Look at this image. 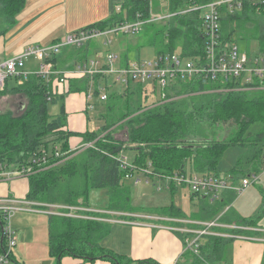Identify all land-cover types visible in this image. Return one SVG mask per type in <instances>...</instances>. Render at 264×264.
Returning <instances> with one entry per match:
<instances>
[{
	"label": "trees",
	"instance_id": "trees-1",
	"mask_svg": "<svg viewBox=\"0 0 264 264\" xmlns=\"http://www.w3.org/2000/svg\"><path fill=\"white\" fill-rule=\"evenodd\" d=\"M160 0H124L120 12L111 14L107 20L88 27L100 29L113 27L123 21L133 20L137 12L144 18L154 2ZM211 0H168L170 11H179L186 5L202 4ZM26 0H0V18L7 25L14 22ZM256 23L258 51L264 52V2L246 0L240 11L232 14L225 11L221 19L223 39L231 36L246 22ZM167 24V25H166ZM163 28L154 32L150 43L161 40L164 49L159 52L179 50L182 56L191 57L200 53L203 37L199 32L198 12L172 17ZM162 37L158 40L157 34ZM165 40V41H164ZM80 56V61L86 57ZM126 58V56H124ZM70 64L67 68H73ZM55 68H58L55 65ZM21 83L7 86L0 94H13L25 100L20 104V113L0 111V172L30 167L26 174L28 190L26 200L39 203L89 206V194L93 189H105L108 203L106 210L143 211L172 217L184 214L172 203L152 209L132 205L134 188L126 175L139 173L150 164L152 172L171 174L187 166L196 172L218 175V164L229 148H238L228 174L234 179L257 174L264 157V78L254 80L250 86L228 82L217 84L205 79L193 78L181 82L174 90L175 98L148 106L142 105L137 89L111 91L104 102L105 110L99 116L104 120L97 131L83 134L85 143L91 146L70 149L64 132L66 112L60 104L56 115L48 113V105L56 104L66 93L86 90L88 79L71 80L68 90L58 95L54 92L55 76L44 78L35 74L21 77ZM98 83V79L95 81ZM254 128L251 130V128ZM124 130V139L115 138L117 130ZM222 132L223 134H221ZM52 136L51 139L48 137ZM59 146V147H58ZM52 147V151L50 148ZM59 155H54V148ZM134 152V162L121 166L124 151ZM42 157L45 162H42ZM37 162H39L37 164ZM1 177V176H0ZM264 210V191L262 192ZM233 200L231 194L215 202L200 201L198 217L212 219L225 205ZM91 215L92 212H88ZM256 219L239 218L240 225L257 226ZM221 221H234L223 212ZM235 222V221H234ZM4 213L0 211V253L7 250L2 225ZM49 254L60 263L61 257L71 255L85 261L101 259L110 264H130L126 256L116 254L101 245L108 231L105 222L66 216L48 217ZM233 234L239 230H228ZM232 238L204 236L199 245V254H191L189 264L226 263L222 260L225 247ZM8 264H22L8 255ZM139 261V264H153Z\"/></svg>",
	"mask_w": 264,
	"mask_h": 264
},
{
	"label": "crops",
	"instance_id": "crops-1",
	"mask_svg": "<svg viewBox=\"0 0 264 264\" xmlns=\"http://www.w3.org/2000/svg\"><path fill=\"white\" fill-rule=\"evenodd\" d=\"M123 1L124 0H26L22 10L15 16L14 22L11 24L13 26L9 25L11 28L6 31L9 33L7 40L4 35L0 36V55L8 54L4 57L7 58L19 54L28 46H45L51 44V42H58L73 31L86 28L90 25L93 26V24L97 22L107 20V18L114 13V7L117 4H121ZM116 37L118 36H114L113 39H111L112 44L113 42H119V40H115L117 39ZM101 39L103 42V38ZM89 43L84 47H89ZM126 47L128 48L129 46L127 45ZM97 51H103V49H95L92 53L93 55L86 57H94ZM77 52L78 51L74 52L71 63L67 65H63V60L61 63L58 61V54L54 57L52 56L51 61L59 69H67V66L70 64L80 62L81 59L80 56L76 55ZM4 58L0 57V59ZM120 58L121 65L128 61L127 57ZM32 61L35 63L34 60ZM36 66L28 69H36ZM109 78L106 76L100 78L99 76L81 74L80 72H70L67 73V85L65 86L62 84L59 88V86L55 84V77L53 84L55 93L58 95L68 90V85L71 80L88 79V82H86L87 87L90 86L89 89L85 91L66 93L63 98L66 112V125L62 130L71 133L68 137L70 149L84 148L87 146L88 143H85L83 134L90 131L88 130L89 109L95 108V106H101L102 103L105 102L101 103L96 95L97 90L93 88V86L97 85L98 87L101 83L107 84L109 83ZM96 79H98V83L95 82ZM13 80L18 84L15 79ZM113 81L109 84L116 85ZM118 89L121 90V88L117 86V91ZM93 100L98 102L93 103ZM101 114L102 111L99 112L98 109L95 116L99 117ZM54 150V152H56L57 147H55ZM57 151L59 152V150ZM187 167L190 168V166ZM138 181L139 179L136 180V183ZM174 188L176 187L165 189L169 191ZM27 190L28 180L26 174L14 173V175L11 176L0 177V211L2 212L4 207L15 208L11 212V214H13L12 218H10L11 224L9 223L15 232V248L14 251L11 250V254L14 259L19 262H21L19 259L24 260L23 262L25 264H110L108 261H101V259L87 262L71 255H64L61 257L60 263H57L56 259L48 252L47 223L50 215L105 222L108 225V231L101 239V245L107 250L128 257L132 260L130 264H139V261H153V264H189V261L186 260L188 258V260H190L191 254L185 252V242L186 238H189V235L184 234L182 229L196 230L202 227L198 225L199 222L211 220L198 217L201 202L198 197L193 196L191 193L190 195L196 201L195 205L197 206V212L191 211L188 215L178 206H175L173 202H170L162 206H168L172 203L175 207L180 209L184 216L170 217L143 211L120 212L124 214V216L134 214V216H130V218H122L123 221H121L120 219L111 218L116 211L106 210V206L96 209L102 211H96L90 204L86 208L85 206H73L76 209L67 210L61 207L68 205H57L53 203L43 204L26 200ZM133 193V196L140 198L142 190L138 191V189L134 188ZM55 209H59L61 214L47 213V211L57 212ZM88 212H100L104 215L94 216ZM138 214L154 216L152 219H145L140 218ZM16 215H19L20 220H15ZM37 216L47 218L46 226H38L30 221L31 218ZM219 223L224 227L214 228L211 230L212 232L219 231L225 234L227 233L228 235H235V237H232V242L228 244L230 245V249L227 252V256L224 255V250L222 260L226 262L225 264L264 263V236H254L255 233H258L257 231L264 230V225L259 226L258 224L256 227H251L240 225V223L237 222H224L221 220ZM232 227H239L242 230H247V232L240 231L238 234H233L227 231L229 230L227 228Z\"/></svg>",
	"mask_w": 264,
	"mask_h": 264
},
{
	"label": "built area",
	"instance_id": "built-area-1",
	"mask_svg": "<svg viewBox=\"0 0 264 264\" xmlns=\"http://www.w3.org/2000/svg\"><path fill=\"white\" fill-rule=\"evenodd\" d=\"M246 0H211L202 4L186 5L179 11H170L166 15H156L150 8L149 16L143 17V14L137 12L135 18L129 21H123L121 24L114 25L109 28L86 27L71 32L58 42L45 46H28L19 54L0 59V91L4 90L9 79H15L18 84L22 78L29 74H35L44 78L54 75L56 77L55 84L67 85V73L80 72L96 77H112L113 82L119 88L121 85L125 90L135 89L131 83L141 84L143 93L147 97H153L151 106L156 103L166 102L174 99V90L181 82H187L195 79H205L217 84L234 82L244 86H250L254 80L264 78V52H256L251 55L246 51H242L239 46L230 39H223L221 35V19L225 11L232 14L235 10H240ZM264 2V0H262ZM162 6H168V0L159 1ZM121 6L117 4L114 7V13L120 12ZM190 12H198L200 18L199 32L203 37L200 45V53L193 54L191 57L182 56L180 51L159 52L153 59L126 61L121 65V58L117 53L111 51L112 40L114 36L135 35L142 30V26L147 23L155 22L162 19L170 20L176 15H182ZM103 38L102 45L107 47L106 51H97L92 58H85L74 64L73 68L59 69L55 68L51 58L60 53L62 47L74 46L81 47L90 41ZM117 38V37H116ZM27 60H34L37 64L36 69L30 70L26 67ZM111 84L102 83L100 86H93L97 90V97L101 102L108 99L110 91L108 87ZM149 87V90L146 89ZM90 87V86H89ZM87 87L86 90L89 89ZM124 90V91H125ZM141 90V89H140ZM122 91V88H121ZM55 92V90H54ZM88 143L87 146H91ZM59 152H54L58 156ZM42 162L45 158L42 157ZM39 162H37L38 164ZM126 160L121 158V166H126ZM147 168L140 169L139 173L149 179L162 180L157 189H165L170 187L182 186L188 188V191L195 197H202L211 202L220 200L226 191L241 194L245 191L252 181L257 179V174H250L237 181L231 175H213L208 173H198L186 167L184 170L175 171L171 174H160L152 172L150 164ZM1 167V164H0ZM30 167H22L20 171L11 170L0 172V176H11L15 174H27ZM264 170V159L261 165ZM133 175H126V179ZM57 208V207H56ZM67 210H74L75 207L62 206ZM15 208L4 207L5 224L2 225L3 236L6 238L7 250L0 253V264H8V255L15 246V232L9 224V218L12 210ZM57 210V209H55ZM57 212H49L52 214H61ZM70 214V213H69ZM222 214V213H221ZM221 214L212 218L199 222L202 226L199 229H182L184 234H188L186 238V249L192 251L195 255L199 254V245H201L204 236H218L232 238L235 235L211 230L217 227H224L219 223ZM72 215V214H71ZM153 218V217H152ZM234 227V226H233ZM232 227V228H233ZM239 228L235 227L234 229ZM228 229V228H227Z\"/></svg>",
	"mask_w": 264,
	"mask_h": 264
},
{
	"label": "rangeland",
	"instance_id": "rangeland-1",
	"mask_svg": "<svg viewBox=\"0 0 264 264\" xmlns=\"http://www.w3.org/2000/svg\"><path fill=\"white\" fill-rule=\"evenodd\" d=\"M152 7V12L156 15H166L169 13V7L168 6H162L159 1L154 2ZM169 20L162 19L155 22L147 23V25L142 26V30L135 34V35H120L115 40H119L118 43L113 42L111 44V49L114 50L120 57L126 56L127 59L132 62L134 60H143V59H153V57L156 55L158 50L164 49V45L166 43L163 42L161 44V40L158 41L155 44L150 43V37L152 34L160 29L163 28V25L168 23ZM167 25V24H166ZM13 26V25H11ZM11 26L7 25V23L0 18V36L4 35V37L7 40V37L9 36V33L6 32ZM256 30V23L252 21H248L244 25V29L241 28V26L238 28V31L231 36V39L233 42H235L239 48L242 51H246L247 54L251 55L253 53H256L258 51V39L255 37L256 33L254 32ZM158 40L162 37V35L159 33L156 35ZM165 41V40H164ZM102 39L98 38L97 40L90 41L89 47H74V46H66L62 47L60 50V53L57 55L58 61L61 63L63 60V65H67L71 63L72 57L74 55L75 51H78L79 54H84L87 57L93 55L95 49H103V51L108 50L107 47H104L102 45ZM135 43V44H134ZM129 46L128 48L126 46ZM8 54H1L0 57L4 58ZM36 66V63H34L32 60L26 61V67L27 68H34ZM109 83L113 81V78H109ZM14 80L9 79L7 81V86L10 87L13 85ZM115 83V82H114ZM118 83V82H116ZM102 84V83H101ZM133 88L138 90V95L140 96V99L142 101V105L148 106L151 105L153 97H147L145 99V94L143 93V87L141 84L131 83ZM122 93H124V88L121 85ZM131 88V87H130ZM113 89V90H112ZM141 89V90H140ZM146 89L149 90V87L146 86ZM108 90L111 91H117V84L111 85L108 87ZM118 91L121 92L120 89ZM62 100H59L56 104H49L48 105V113L50 115H56L59 111L60 104L62 103ZM25 100L18 95L13 94H0V111H12L13 113H20V104L24 103ZM98 101L93 100V103H97ZM102 103V102H101ZM105 103H102L100 106H95V108L89 109L88 114V130L97 131L104 123V120L101 117L95 116L96 111L99 109V112H103L105 110L104 105ZM96 110V111H95ZM254 128V126L251 128V130ZM223 134L222 132H220ZM115 138L117 139H124L125 132L124 130H117L114 134ZM49 139L52 138V136L48 137ZM59 147V146H58ZM57 147V150L59 148ZM50 151H52V147L50 148ZM240 150L237 148H229L225 151L223 158L220 163L218 164L219 174L221 175H227L228 174V167L232 165L234 162L235 156ZM123 157L126 160L127 165L132 166L134 162V152L125 150ZM202 173V172H198ZM213 174V173H210ZM216 175V174H213ZM230 175V174H229ZM247 177V176H246ZM243 178V177H242ZM139 179V181L136 183V180ZM238 178L236 179L239 181ZM130 185H132L136 189L142 190V195H140V198L137 196H133L132 198V205L133 207L138 208H148L152 209L153 211H158L156 208L162 207V205L168 204L170 202H173L175 206H178L180 209H182L186 214H190L192 212H197V206L196 201L193 199V197L190 195V192L188 191V188L180 186L176 187L173 190L168 189H161L158 190L157 187L162 184V180L159 179H149L148 183L146 182V177L141 173H134L131 178L125 179ZM249 187L245 189V191L241 194L234 193L232 191H226L224 195L231 194L233 197V200L228 203V205L223 207L219 212L226 213L232 216V219L239 223V218H247V219H256V225L259 224V226L264 225V210L262 208L263 205V199H262V192L264 191V170L261 168L260 172L257 173V179L252 181L248 185ZM195 198V197H194ZM221 198V199H222ZM200 201L205 202H211L207 199H203L202 197L199 198ZM215 202V201H214ZM108 198L105 192V189L97 188L93 189L89 194V204L96 209L103 208L107 205ZM212 203V202H211ZM96 211H102V210H96ZM140 211V210H139ZM122 212V211H121ZM137 212V211H136ZM220 213V214H221ZM92 214L95 215H104L100 212H92ZM130 214V213H129ZM140 218L145 219H152L154 215H148V214H138ZM219 215V214H218ZM13 214L10 215V218H12ZM130 216H134V214H131ZM130 216L124 214H121L120 211H116L114 213V216H111V218L114 219H120L123 221L122 218H130ZM172 217V216H171ZM216 217V216H215ZM9 218V223L10 222ZM214 218V217H213ZM15 220H20L19 215L15 216ZM125 220V219H124ZM32 223L37 224L38 226L42 225V227L46 226L47 218L43 216H37L33 217L30 220ZM232 221V222H234ZM256 227V226H251ZM229 230H233L234 228H228ZM235 230H239V232H247V230H242L240 228H236ZM228 231V230H227ZM258 233H255L254 236H264V230L263 231H257ZM228 238V237H225ZM14 248L12 250L14 251ZM230 249V245L225 247V253L224 255L227 256V252ZM19 259V258H18ZM23 264H25L22 259H19ZM217 264H224L223 262H219ZM264 264V263H263Z\"/></svg>",
	"mask_w": 264,
	"mask_h": 264
},
{
	"label": "water",
	"instance_id": "water-1",
	"mask_svg": "<svg viewBox=\"0 0 264 264\" xmlns=\"http://www.w3.org/2000/svg\"><path fill=\"white\" fill-rule=\"evenodd\" d=\"M263 159H264V157H263ZM138 191H140V189H138ZM139 194V193H138ZM2 242V240L0 239V243Z\"/></svg>",
	"mask_w": 264,
	"mask_h": 264
}]
</instances>
